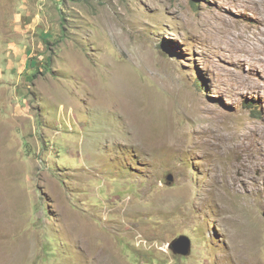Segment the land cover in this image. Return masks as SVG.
I'll return each instance as SVG.
<instances>
[{"label": "rangeland", "instance_id": "374dc122", "mask_svg": "<svg viewBox=\"0 0 264 264\" xmlns=\"http://www.w3.org/2000/svg\"><path fill=\"white\" fill-rule=\"evenodd\" d=\"M0 264H264V0H0Z\"/></svg>", "mask_w": 264, "mask_h": 264}, {"label": "water", "instance_id": "95a60500", "mask_svg": "<svg viewBox=\"0 0 264 264\" xmlns=\"http://www.w3.org/2000/svg\"><path fill=\"white\" fill-rule=\"evenodd\" d=\"M172 180V177L170 178ZM171 248L173 252L180 256H188L191 253L192 242L187 236H180L173 241Z\"/></svg>", "mask_w": 264, "mask_h": 264}, {"label": "bare ground", "instance_id": "6f19581e", "mask_svg": "<svg viewBox=\"0 0 264 264\" xmlns=\"http://www.w3.org/2000/svg\"><path fill=\"white\" fill-rule=\"evenodd\" d=\"M226 22V21H225ZM224 26V25H223ZM225 26L227 27V28H230V26H231V22L230 21H228V22H226V24H225ZM248 50V49H247ZM249 50H251V49H249ZM107 103V102H106ZM143 131H145V130H143ZM142 135L143 136H145L146 135V131L144 132V133H142ZM238 144V143H237Z\"/></svg>", "mask_w": 264, "mask_h": 264}, {"label": "clouds", "instance_id": "9594fccd", "mask_svg": "<svg viewBox=\"0 0 264 264\" xmlns=\"http://www.w3.org/2000/svg\"><path fill=\"white\" fill-rule=\"evenodd\" d=\"M253 110H254V114L255 115H260V111H259V109H257V107L256 106H254V108H252Z\"/></svg>", "mask_w": 264, "mask_h": 264}, {"label": "trees", "instance_id": "16d2710c", "mask_svg": "<svg viewBox=\"0 0 264 264\" xmlns=\"http://www.w3.org/2000/svg\"><path fill=\"white\" fill-rule=\"evenodd\" d=\"M199 82V81H198ZM200 83V82H199ZM197 87L199 88V86L197 85ZM250 106V108H254V106H251V105H249Z\"/></svg>", "mask_w": 264, "mask_h": 264}]
</instances>
